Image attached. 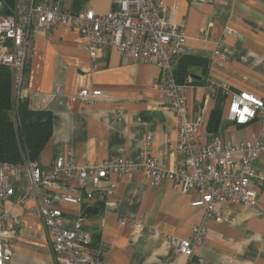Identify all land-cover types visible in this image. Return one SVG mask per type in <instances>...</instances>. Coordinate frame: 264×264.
I'll use <instances>...</instances> for the list:
<instances>
[{
	"label": "crops",
	"instance_id": "1",
	"mask_svg": "<svg viewBox=\"0 0 264 264\" xmlns=\"http://www.w3.org/2000/svg\"><path fill=\"white\" fill-rule=\"evenodd\" d=\"M164 2L175 7L168 12L170 21L185 23V50L177 65L184 58L202 61L189 65L185 75L186 120L202 117L195 135L197 146L217 139L224 143L252 139L261 122L231 121L229 92L247 91L264 99V0ZM63 4L67 9L89 7L105 15L114 0H63ZM161 76L158 65L122 54L116 47L100 48L91 56L76 26H37L21 100L32 110L52 114V136L40 155L41 167L51 169L60 156L83 165L114 156L138 161L147 154L169 169L177 168L179 117L154 87ZM83 88L100 89L103 94L94 105L72 101ZM148 134L152 138L147 143ZM254 166L264 173V152ZM12 183L15 195L0 197V211L12 208L29 179L22 172L12 177ZM110 184L114 192L108 196ZM200 196L197 190L181 192L170 180L152 185L143 171L113 173L102 181L93 199L65 204L62 210L68 224L81 219L92 232L93 247L104 264H264V187L258 188L256 205L220 203L207 219L204 206H192ZM35 206L36 200L30 199L13 209L20 224L7 222L14 233L7 264H57ZM88 206L98 207L99 212L87 216ZM122 218L128 219L127 224L121 225ZM205 220L207 234L193 258L170 245L168 237L189 238L194 226ZM134 221H141L142 227L133 228Z\"/></svg>",
	"mask_w": 264,
	"mask_h": 264
},
{
	"label": "built area",
	"instance_id": "2",
	"mask_svg": "<svg viewBox=\"0 0 264 264\" xmlns=\"http://www.w3.org/2000/svg\"><path fill=\"white\" fill-rule=\"evenodd\" d=\"M173 8L164 0H114L110 12L98 15L89 7L67 9L63 0H14L10 10L5 0H0V67L6 66L12 71L16 109L22 96L35 28L68 24L78 28L91 56H95L100 48L116 47L122 54L158 65L162 76L154 82V87L162 91L169 109L179 117L176 145L179 164L175 169L167 168L158 158L147 154L138 161L114 156L83 165L60 156L49 170H44L35 160L0 163V197L7 199L15 195L12 177L23 172L29 179L25 193L12 202V208L0 211V264H7L12 259L9 241L14 233L7 222L20 224L13 209L30 199L36 200L34 211L43 220L57 264H104L93 247L92 232L84 227L81 219L68 224L62 206L81 205L84 198L93 199L102 181L113 173L143 171L152 185L170 180L183 193L197 190L201 196L192 202V206H204L206 219L214 214L220 203L244 206L258 203V188L264 187V173L257 171L254 164L264 152V99L247 91L229 92L228 118L237 125L259 120L260 131L248 141L224 143L217 139L212 144L198 147L195 135L200 130L202 117L196 121L186 120L187 84L176 79L186 35L185 23L171 22L168 17ZM102 94L100 89L83 88L71 100L94 105ZM151 138L148 134L146 142ZM67 187L73 189L66 190ZM113 192L114 185L110 184L106 194L110 196ZM108 205L112 207L113 203L108 202ZM127 222V218H122L120 223L125 225ZM132 227L141 228L142 222L134 221ZM206 234L205 220L194 226L189 238L170 236L167 240L179 253L191 259Z\"/></svg>",
	"mask_w": 264,
	"mask_h": 264
},
{
	"label": "trees",
	"instance_id": "3",
	"mask_svg": "<svg viewBox=\"0 0 264 264\" xmlns=\"http://www.w3.org/2000/svg\"><path fill=\"white\" fill-rule=\"evenodd\" d=\"M5 2L10 10L14 0ZM195 63L202 61L195 58L179 61L176 70L178 82L185 83L187 67ZM11 84V69L0 67V163L17 164L26 160L39 162L52 136V114L45 110H32L23 100H20L14 111Z\"/></svg>",
	"mask_w": 264,
	"mask_h": 264
},
{
	"label": "water",
	"instance_id": "4",
	"mask_svg": "<svg viewBox=\"0 0 264 264\" xmlns=\"http://www.w3.org/2000/svg\"><path fill=\"white\" fill-rule=\"evenodd\" d=\"M99 212V208L98 207H94V206H88L85 209V214L87 216H90L92 214H97Z\"/></svg>",
	"mask_w": 264,
	"mask_h": 264
},
{
	"label": "rangeland",
	"instance_id": "5",
	"mask_svg": "<svg viewBox=\"0 0 264 264\" xmlns=\"http://www.w3.org/2000/svg\"><path fill=\"white\" fill-rule=\"evenodd\" d=\"M11 91H12V100H13V95H14V91H13V83L11 84ZM13 109L15 111V106H14V103H13Z\"/></svg>",
	"mask_w": 264,
	"mask_h": 264
},
{
	"label": "bare ground",
	"instance_id": "6",
	"mask_svg": "<svg viewBox=\"0 0 264 264\" xmlns=\"http://www.w3.org/2000/svg\"><path fill=\"white\" fill-rule=\"evenodd\" d=\"M84 5V4H83Z\"/></svg>",
	"mask_w": 264,
	"mask_h": 264
}]
</instances>
